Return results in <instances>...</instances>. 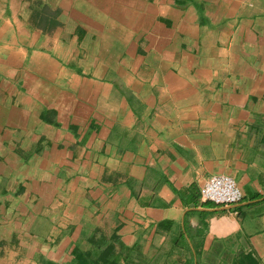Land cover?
I'll return each instance as SVG.
<instances>
[{
    "label": "crops",
    "instance_id": "0c3cea01",
    "mask_svg": "<svg viewBox=\"0 0 264 264\" xmlns=\"http://www.w3.org/2000/svg\"><path fill=\"white\" fill-rule=\"evenodd\" d=\"M35 4L0 0V264H264V0Z\"/></svg>",
    "mask_w": 264,
    "mask_h": 264
},
{
    "label": "built area",
    "instance_id": "2783aa9c",
    "mask_svg": "<svg viewBox=\"0 0 264 264\" xmlns=\"http://www.w3.org/2000/svg\"><path fill=\"white\" fill-rule=\"evenodd\" d=\"M203 201H211L217 205H236L243 194L236 182L227 175H214L207 179L200 189Z\"/></svg>",
    "mask_w": 264,
    "mask_h": 264
},
{
    "label": "rangeland",
    "instance_id": "374dc122",
    "mask_svg": "<svg viewBox=\"0 0 264 264\" xmlns=\"http://www.w3.org/2000/svg\"><path fill=\"white\" fill-rule=\"evenodd\" d=\"M32 1H33V0H31V3H32ZM38 3H39V0H37V4H35V5H31L32 10L36 9V8H34L35 6H38V5L43 4L42 2H41V4H38ZM42 6H43L44 9H46L45 11H47L48 8H47L45 5H42ZM33 17L38 18L39 16L36 15V16H33ZM41 18H42V17H41Z\"/></svg>",
    "mask_w": 264,
    "mask_h": 264
},
{
    "label": "trees",
    "instance_id": "16d2710c",
    "mask_svg": "<svg viewBox=\"0 0 264 264\" xmlns=\"http://www.w3.org/2000/svg\"><path fill=\"white\" fill-rule=\"evenodd\" d=\"M90 263H92V264H97V263H93V261H91Z\"/></svg>",
    "mask_w": 264,
    "mask_h": 264
}]
</instances>
